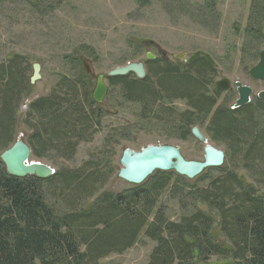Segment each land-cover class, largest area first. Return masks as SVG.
Masks as SVG:
<instances>
[{"label": "trees", "instance_id": "trees-1", "mask_svg": "<svg viewBox=\"0 0 264 264\" xmlns=\"http://www.w3.org/2000/svg\"><path fill=\"white\" fill-rule=\"evenodd\" d=\"M10 1L38 5L56 0ZM253 31L249 30L251 38H262L261 30ZM145 44L134 49L140 51ZM88 50L94 53L82 46L66 56L72 69L60 75L48 95L27 107L24 124L32 133L26 143L39 159L71 162L79 146L91 143L102 128L106 106L94 102L93 77L78 56ZM183 70L165 59L146 60L145 79L130 74L108 81L122 104L138 106L142 118L161 105L168 112L165 98L172 100L175 93L198 97L196 102L211 113L214 104L202 92L199 79ZM32 75L33 64L25 56L16 54L0 62V151L15 143L18 113L30 96ZM209 130L227 145L234 168L263 182V103L238 113L220 110ZM109 144H117L112 134L105 138V146ZM109 159L91 158L76 168L62 166L48 179L12 177L0 161V264H102L110 255L133 248L142 234L156 243L148 264H211L212 258L230 264H264V195L234 171L219 168L218 176L205 173L195 180L157 172L141 186L102 192L115 175ZM185 182H190L189 189L181 188ZM167 192L178 199L183 211L178 221L158 207ZM97 195L95 204L85 209ZM197 203L209 211L198 209ZM209 212L216 213L217 224ZM215 224L229 246L216 240Z\"/></svg>", "mask_w": 264, "mask_h": 264}, {"label": "rangeland", "instance_id": "rangeland-1", "mask_svg": "<svg viewBox=\"0 0 264 264\" xmlns=\"http://www.w3.org/2000/svg\"><path fill=\"white\" fill-rule=\"evenodd\" d=\"M143 1L63 0L58 3L56 0L34 5L26 1L8 0L0 3V62L19 54L29 59L32 64L41 65V80L31 85L30 96L18 113L14 141H27L32 133L24 124L28 105L51 92L60 75L72 69V64L65 57L74 54L82 46H89L94 52L91 54L92 51L88 50L78 54L83 60V67L84 62H91L95 70V76H92L93 90L98 75H106L128 63L146 64L147 53L156 56V60L165 59L173 64L175 54L190 55L197 49H206L217 56L222 64L218 68V79L225 77L233 86L239 81L252 88V105H256L257 95L264 91V82L253 81L245 71L258 64L257 52L264 49L262 38L253 41L249 32L250 28L256 25V28L262 29V35L264 34V23L254 24L252 21L253 16L258 15L255 12L259 7L263 8L264 0H217L214 7L218 8L219 13L211 12L212 16L208 15V8L212 7L211 0H148V3ZM209 9L212 11V8ZM142 42L148 44L140 51L134 49ZM226 55L230 56L229 60H224ZM106 83L108 95L103 103L106 106V115L102 120V128L93 141L81 144L71 162L39 159L33 154L30 161L47 164L57 172L62 166L79 167L91 158H110L115 175L102 192L114 193L132 188L117 177L122 167L120 158L126 149L137 152L150 145H169L178 147L188 161H203L204 145L191 137L181 139L172 127L174 123L171 122L174 120L168 118L169 124H172L170 126L154 116L140 117L138 106L122 104L113 91L114 87L109 81ZM116 93L119 95L118 91ZM237 99V92L233 89L232 93L221 98L220 105L231 108ZM176 105L180 109L184 108L182 102H176ZM161 110L162 107L157 111L160 116ZM196 125L205 131L212 146L226 152L225 164L221 169L234 171L245 184L255 187L259 194L264 195V180L261 182V178L257 176L256 181L241 168H234L227 145L220 140H210L213 138L210 132H207L208 123L197 122ZM111 134L117 144L105 146V138ZM12 145L13 143L10 147ZM112 147H115L114 151ZM3 152L0 151V156ZM205 173L209 175L206 177H216L220 174L217 169H209ZM190 182L193 184V181ZM190 182H185L186 185L181 188L188 187ZM175 184L176 178H172V185ZM98 197L99 195L88 201L84 208L92 207ZM187 202L189 206L193 205L192 200ZM158 207L163 208L166 216L172 221H178L184 215L178 199H173L169 192L161 197ZM197 208L209 211L200 203H197ZM189 210H192V207H189ZM210 214L217 224L216 213ZM216 224V240L229 246ZM155 247L156 243L142 234L133 248L121 255L112 254L101 260V263L148 264ZM210 262L230 264V261L218 258H212Z\"/></svg>", "mask_w": 264, "mask_h": 264}, {"label": "water", "instance_id": "water-1", "mask_svg": "<svg viewBox=\"0 0 264 264\" xmlns=\"http://www.w3.org/2000/svg\"><path fill=\"white\" fill-rule=\"evenodd\" d=\"M201 53L195 54L189 61L191 63ZM184 54H176V60H183ZM156 56L152 53L146 54L147 61H154ZM209 62H212L209 59ZM87 73L95 76V70L91 62H84ZM133 74L139 80L147 76L145 64L142 62L128 63L125 66L117 67L106 75H98L96 85L92 93L93 100L96 104L102 105L108 95L107 81L109 78L126 77ZM250 74L254 80L264 82V50L260 53V60L254 66ZM41 80V65L33 64V75L31 85H35ZM222 91L230 88V81L224 79L219 83ZM239 99L236 102V108L245 107L251 102L253 93L250 87L241 83L236 84ZM259 98L264 101V92L260 93ZM194 136L202 143H207L206 138L198 128L193 129ZM32 151L30 146L22 139H18L1 156L0 161L5 166L7 173L15 178L36 177L39 179H48L55 174V170L44 163L30 161ZM225 153L210 145L205 147V156L203 161H188L184 158L178 148L169 145H150L140 151L126 149L120 158L121 169L117 177L129 184L131 187L143 185L149 178L157 172L171 173L175 172L181 177L188 180H195L203 175L209 169H218L225 164Z\"/></svg>", "mask_w": 264, "mask_h": 264}, {"label": "flooded vegetation", "instance_id": "flooded-vegetation-1", "mask_svg": "<svg viewBox=\"0 0 264 264\" xmlns=\"http://www.w3.org/2000/svg\"><path fill=\"white\" fill-rule=\"evenodd\" d=\"M216 1L217 0H211L212 7L209 6V8H212V11H210V9L208 8V15L212 16L213 14H211V12L214 14L219 13L218 8L214 7L216 4ZM262 5H264V4H262ZM255 13L256 14L258 13V15L253 16V18H252L253 23L254 24L264 23V6L262 9L259 7V10ZM250 29H254L253 33H255V31H257V30H261V35H262V29L256 28V25ZM254 39L259 40V37H253L252 40L255 41ZM262 40L264 42V34L262 35ZM262 50H264V49H262ZM262 50L257 52V57H259V60H260V53ZM197 53H201V54L197 58H195L194 61L189 63V61ZM181 54L185 55L183 60H176L174 58L176 54L173 55V67L174 68L180 67V69H184L183 71L187 70L192 74L193 77H197L199 79V81L201 83L202 92H204L206 95V98L209 99L214 104L212 107L211 113H206L205 112L206 109L204 108V106L200 105L196 102L197 100L199 101L198 97L192 99V97H190V96L186 97V96H181L178 93H175L172 100L165 98V103L163 106H165V109H169L168 112L161 110V112H160L161 116H160L157 111L160 107H162V105H161V106H159V108H157L156 111H154V113L151 116H154L159 121L164 122L165 124H168L170 126L172 124H169L168 118H170L171 121L174 120L171 122V123H174L172 125V127L175 128L177 133H179L181 139H186L188 137H191L194 140H196L197 142H199L200 144H203L204 145L203 152H204V156H205V147L207 145H210V146H212V145L210 144L209 139L207 138L205 131H203V129L200 126L196 125L197 122H202V124H204V122H206V124L208 123L207 132H210V134L213 138L210 140H214V139L217 140L216 138H214L213 133H211V131L209 130L210 126L213 124L214 117L217 115V113L220 110H225V109H229L232 112L238 113L239 111L243 110V108L252 104V98L254 95V91L251 88L253 91V93L251 95V102H250V104H248L245 107L236 108L235 107L236 103L231 108L221 106L220 101H221V98L225 94L232 93L233 89H235L237 92L236 84L239 81H236L234 83V86H233L232 82L228 79L230 81V88L227 91H222V89H220V87H219V83L222 80L227 79V78L222 77V78L218 79V76L220 74L218 71V68L222 64H221L220 60L217 58V56L213 55V53H211L209 50H206V49H197L196 51H194L190 55H188V53H181ZM164 57L166 58V55ZM229 57L230 56L226 55L224 57V60H229ZM209 59L212 62H209ZM253 67H250L248 71H245V73L248 74L251 78H252V76L250 74V71ZM145 68H146V64H145ZM252 80L255 82H261V81L254 80L253 78H252ZM239 83H241V82H239ZM241 84L244 85L243 83H241ZM262 92H264V91H262ZM262 92H260V93H262ZM260 93L257 95V98H256L257 102L264 104V101L259 98ZM237 95H238V92H237ZM238 99H239V95H238ZM237 100H236V102H237ZM176 102H182L184 108L183 109L178 108L176 105ZM157 116H159L160 119ZM194 128H198L199 131L203 134V136L207 140L206 144L200 142L194 136V134H193ZM217 141H219V140H217ZM212 147H214V146H212ZM176 148H178V147H176ZM179 151L181 152L180 149H179ZM223 152L225 153V156H226V152L225 151H223ZM181 154H182V152H181Z\"/></svg>", "mask_w": 264, "mask_h": 264}]
</instances>
